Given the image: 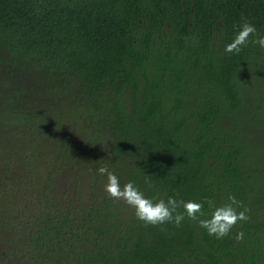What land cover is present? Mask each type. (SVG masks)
Here are the masks:
<instances>
[{
    "label": "trees",
    "instance_id": "obj_1",
    "mask_svg": "<svg viewBox=\"0 0 264 264\" xmlns=\"http://www.w3.org/2000/svg\"><path fill=\"white\" fill-rule=\"evenodd\" d=\"M257 36L264 0H0V264H264ZM101 167L202 218L234 195L250 220L145 225Z\"/></svg>",
    "mask_w": 264,
    "mask_h": 264
},
{
    "label": "clouds",
    "instance_id": "obj_2",
    "mask_svg": "<svg viewBox=\"0 0 264 264\" xmlns=\"http://www.w3.org/2000/svg\"><path fill=\"white\" fill-rule=\"evenodd\" d=\"M254 35H257L256 26L245 22L232 42L225 46V52L238 54L242 47L248 44L249 38ZM252 42L264 48V36H257ZM99 172L101 175L107 176L104 191L109 197L116 201H123L134 209L137 219L143 221L145 225L155 226L173 223L176 227H179L187 217L197 222L201 228L206 229L209 235L220 239L228 236L241 221L247 222L250 220L248 209L238 211V208L242 207V202L237 200L234 195H229L228 202L220 206H216L212 199H206V203L212 211L210 217L202 218L205 216V202L177 200L171 196L167 200H153L145 196L139 187L131 181L121 186L119 177L109 171L107 167L99 168ZM243 236L244 233L241 230L238 232L236 239L242 240Z\"/></svg>",
    "mask_w": 264,
    "mask_h": 264
}]
</instances>
